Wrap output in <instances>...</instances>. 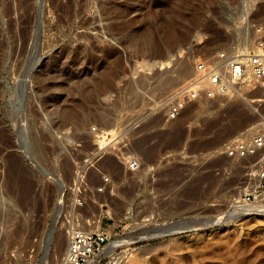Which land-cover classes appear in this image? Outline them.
I'll return each instance as SVG.
<instances>
[{
  "label": "rangeland",
  "instance_id": "rangeland-1",
  "mask_svg": "<svg viewBox=\"0 0 264 264\" xmlns=\"http://www.w3.org/2000/svg\"><path fill=\"white\" fill-rule=\"evenodd\" d=\"M260 25L264 0H44L41 12L0 0V264H50L54 238L77 226L106 229L110 244L137 237L103 264H264L263 211L219 221L258 183V156L224 146L260 128L262 90L202 95L168 118L197 58L254 42ZM191 218L221 224L146 237Z\"/></svg>",
  "mask_w": 264,
  "mask_h": 264
},
{
  "label": "built area",
  "instance_id": "built-area-1",
  "mask_svg": "<svg viewBox=\"0 0 264 264\" xmlns=\"http://www.w3.org/2000/svg\"><path fill=\"white\" fill-rule=\"evenodd\" d=\"M194 71L193 76L179 86L178 92L169 104L170 120L181 115L190 99L202 95L215 99L239 92L242 88L261 89L263 96L260 102L264 103V25L256 28L254 42L249 48L218 51L210 58L206 55L199 56ZM262 118L260 128L255 133L232 138L225 144L224 154L227 157L247 159L264 150V116ZM128 164L129 170H136L140 166V161L137 157L131 156ZM254 166L259 184L249 187L235 198L231 209L255 206L264 202V159H256ZM108 180L109 178L105 179ZM99 189H104V186ZM110 237L111 234L104 228L97 230H87L80 226L73 228L61 264H90L100 255L101 258L95 264H103V252L110 244ZM112 258L114 259V256ZM117 262L119 261L116 260L115 263Z\"/></svg>",
  "mask_w": 264,
  "mask_h": 264
},
{
  "label": "bare ground",
  "instance_id": "bare-ground-1",
  "mask_svg": "<svg viewBox=\"0 0 264 264\" xmlns=\"http://www.w3.org/2000/svg\"><path fill=\"white\" fill-rule=\"evenodd\" d=\"M240 12H241V14H240V16H239V19L241 18V19H243V18H245V14H242L243 13V10H239ZM250 26V25H249ZM144 30V29H143ZM248 30V29H247ZM251 35H247L246 37H245V39H244V41L243 42H241V43H239V44H233V46L231 47V50L230 51H234V50H236V49H246V48H249L250 47V45L253 43V39H252V37H250ZM157 40V39H156ZM243 46V47H239V46ZM175 53V52H174ZM171 53L170 55H169V57H167L166 59H163V60H159V61H157V60H154V63H159V64H164V63H170V61L171 60H173V58L174 57H176L175 59H177V54L178 55H181V53H182V48L180 49V50H177V54L175 53ZM153 64V63H152ZM161 71V69H156V73L158 74V75H162V72H160ZM164 71V70H163ZM167 71V70H166ZM185 69L184 70H182V68L180 67V69H179V71L177 70V72H176V77H178L177 78V81L176 82H174V83H178L180 80H182V79H184L185 78ZM194 73H195V71H194ZM154 74V73H153ZM144 79H145V76L143 77ZM170 78V77H169ZM159 79V78H158ZM173 79V78H172ZM146 80V79H145ZM164 80V79H163ZM175 80V79H174ZM143 82V81H142ZM146 82V81H145ZM173 82V81H172ZM161 83V82H160ZM159 83V84H160ZM173 83V84H174ZM144 84V83H143ZM162 84H163V81H162ZM165 84V86L167 85V86H170V84H172L171 83V81H167V82H165L164 83ZM169 84V85H168ZM140 85V84H139ZM173 86V85H172ZM263 119V118H262ZM111 123V122H110ZM108 125V124H107ZM257 125H260V124H257ZM255 126V125H254ZM251 128V127H250ZM247 129L246 131H245V134H247V133H250V131H254V128L255 127H253V128H251V129ZM244 134V135H245ZM241 135H243V133H241V134H238V135H236V137H238V136H241ZM258 156V160H261V159H264V150L263 151H260V153H258L257 155H256V157ZM254 174H255V172H254ZM254 177H256V179H257V181H258V183H256V185H254L255 183H253L252 185L250 184L246 189H248L249 187H251V186H257L258 184H259V179L257 178V176H255V175H253ZM255 179V180H256ZM256 182V181H255ZM29 190L30 189H28V191H26L25 192V194L27 195V194H29L28 192H29ZM63 191V190H62ZM60 205V204H59ZM74 206V205H73ZM60 207V206H59ZM90 207H91V205H90ZM106 210V209H105ZM108 210V209H107ZM106 210V211H107ZM109 211V210H108ZM249 211H263L264 212V202H262V203H260V204H258V205H255V206H239V207H236L235 209H233V210H231L228 214H226L223 218H221V219H219V221L221 220V221H224V222H230L231 221V219H234V218H236V217H239L242 213H247V212H249ZM105 214V213H104ZM106 214H108V213H106ZM209 219H213V220H215V221H217V219H215V218H209ZM76 222V221H75ZM89 222V221H88ZM98 222L99 223H101V220H98ZM91 223V222H90ZM186 224H190V222L189 223H186ZM89 225V224H88ZM75 228V227H74ZM84 229H87V230H97V229H91V228H89V227H83ZM177 228V227H176ZM99 229H102V227L101 228H99ZM70 235H71V232L68 234V244H69V238H70ZM56 237V236H55ZM134 238H137V237H134V236H126V237H122V238H117L116 240H114L106 249H105V251L103 252V254H107V253H109V252H113L119 245H121V244H124V243H129V242H132L133 241V239ZM66 239V236L64 235V234H61V235H59L58 237H57V239L56 238H54V242L55 243H53L54 245H55V248L56 249H54V252H53V254H51V257L52 258H50V261H49V263L50 264H61L62 263V261H63V258H64V256L63 257H61L60 255H61V251H62V247H63V245L65 244V241L67 240H65ZM60 246V248H58ZM66 251H67V249H66ZM66 251H65V254H66ZM101 256L102 255H100V256H97V258L93 261V262H91L90 264H95L96 262H98L99 261V259L101 258ZM127 263V262H126Z\"/></svg>",
  "mask_w": 264,
  "mask_h": 264
},
{
  "label": "water",
  "instance_id": "water-1",
  "mask_svg": "<svg viewBox=\"0 0 264 264\" xmlns=\"http://www.w3.org/2000/svg\"><path fill=\"white\" fill-rule=\"evenodd\" d=\"M44 0H39V11L41 12V8H42V4H43ZM240 13V11L238 10L237 12L234 11H228L227 15L225 17V21L228 23H233V21L238 17V14ZM41 42V29L38 27L36 30V34H35V38H34V44L36 46H39ZM39 48V47H38ZM177 48L175 47L174 49L171 50H164V52L161 54V58L160 60L166 59L167 57H169V55L171 53L176 52ZM242 215V214H241ZM190 221L189 225H186V223H188ZM218 224H221L213 219H208V218H202V219H187V221L181 220V221H177L173 226L167 228L166 230H163L160 233H156V234H152V235H147L146 237H153L154 235H159V234H167L172 232V227H179V228H184V229H194L196 227H210V226H216ZM146 237H140L141 238H146Z\"/></svg>",
  "mask_w": 264,
  "mask_h": 264
}]
</instances>
